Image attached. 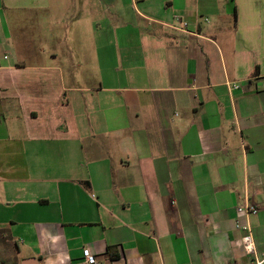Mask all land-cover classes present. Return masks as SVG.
Masks as SVG:
<instances>
[{
	"label": "crops",
	"instance_id": "0c3cea01",
	"mask_svg": "<svg viewBox=\"0 0 264 264\" xmlns=\"http://www.w3.org/2000/svg\"><path fill=\"white\" fill-rule=\"evenodd\" d=\"M237 223L263 257L264 0H0V264L249 261Z\"/></svg>",
	"mask_w": 264,
	"mask_h": 264
},
{
	"label": "built area",
	"instance_id": "2783aa9c",
	"mask_svg": "<svg viewBox=\"0 0 264 264\" xmlns=\"http://www.w3.org/2000/svg\"><path fill=\"white\" fill-rule=\"evenodd\" d=\"M180 23V26L177 27L180 30H187L188 23L182 19H177ZM231 88L235 89L238 88V85L236 83H226ZM237 213L245 216L254 215L257 213L258 209L254 204L251 203H245L243 205H239L236 208ZM236 227L243 231V235L241 237V244L243 247V250L246 254L252 255L253 258L251 260H244L241 262H237L235 260H230L227 264H264V256L258 257L255 255L254 252V243L252 239V235L250 232V226L246 223H237ZM82 257L84 260V264H96V257L91 252L89 247H84L82 249Z\"/></svg>",
	"mask_w": 264,
	"mask_h": 264
},
{
	"label": "rangeland",
	"instance_id": "374dc122",
	"mask_svg": "<svg viewBox=\"0 0 264 264\" xmlns=\"http://www.w3.org/2000/svg\"><path fill=\"white\" fill-rule=\"evenodd\" d=\"M70 9H72V8H70ZM71 12H72V16H76V14L79 13V10L78 9L71 10L69 12V14H71ZM70 20H72V19H70ZM60 21L64 22V15L61 17ZM53 32H55V33L60 32L58 34L64 38V23L62 25H59V26L57 25L56 28L53 29ZM141 36H142V34H138L137 38H140ZM42 46L47 47L48 51L49 50H60L64 53V39L62 40V42L57 41V40H55L54 37H50L48 35V33H45L44 35L39 37L38 41L36 42L35 48L39 49ZM99 52H100V56H101V51H99ZM137 53L140 55V51H137ZM104 54L106 55L107 63H112V64L115 63L116 53L112 48L104 51ZM72 63L73 62L71 60H69L68 65L64 66V64H63V66H62L63 71L65 72L66 76L68 75L67 73L72 72L74 69L80 70L77 65H73ZM103 65H104V63H102V65H101L102 69L105 68V67H103ZM67 84H69V83H67Z\"/></svg>",
	"mask_w": 264,
	"mask_h": 264
},
{
	"label": "trees",
	"instance_id": "16d2710c",
	"mask_svg": "<svg viewBox=\"0 0 264 264\" xmlns=\"http://www.w3.org/2000/svg\"><path fill=\"white\" fill-rule=\"evenodd\" d=\"M112 256V255H111Z\"/></svg>",
	"mask_w": 264,
	"mask_h": 264
}]
</instances>
